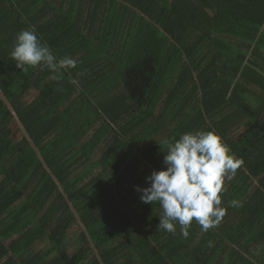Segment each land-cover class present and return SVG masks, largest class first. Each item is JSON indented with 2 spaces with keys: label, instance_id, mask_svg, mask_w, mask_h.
I'll list each match as a JSON object with an SVG mask.
<instances>
[{
  "label": "trees",
  "instance_id": "16d2710c",
  "mask_svg": "<svg viewBox=\"0 0 264 264\" xmlns=\"http://www.w3.org/2000/svg\"><path fill=\"white\" fill-rule=\"evenodd\" d=\"M23 29L75 68H17ZM195 131L241 164L184 237L134 186ZM0 264H264V0H0Z\"/></svg>",
  "mask_w": 264,
  "mask_h": 264
},
{
  "label": "clouds",
  "instance_id": "9594fccd",
  "mask_svg": "<svg viewBox=\"0 0 264 264\" xmlns=\"http://www.w3.org/2000/svg\"><path fill=\"white\" fill-rule=\"evenodd\" d=\"M20 70L28 67L47 68L52 72L75 68L70 57L58 59L50 47L41 42L32 30L23 29L16 34L9 53ZM162 165L145 177L147 186H134L145 204H158L161 209L157 228L168 233L181 228L184 237L193 220L204 231L219 223L225 214L220 193L223 177L235 173L241 161L230 154L220 137L211 131L185 132L173 141L163 142ZM235 201L232 202L235 205Z\"/></svg>",
  "mask_w": 264,
  "mask_h": 264
}]
</instances>
